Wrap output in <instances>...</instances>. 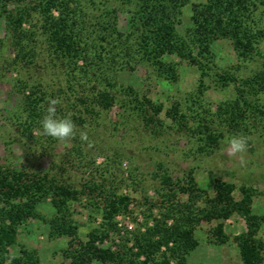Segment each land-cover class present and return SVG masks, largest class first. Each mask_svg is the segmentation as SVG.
I'll return each mask as SVG.
<instances>
[{
	"label": "rangeland",
	"instance_id": "obj_1",
	"mask_svg": "<svg viewBox=\"0 0 264 264\" xmlns=\"http://www.w3.org/2000/svg\"><path fill=\"white\" fill-rule=\"evenodd\" d=\"M37 1L8 7L14 14L21 8L29 14L22 24L29 39L21 50L16 47V32L8 24L10 19L0 9V167L48 174L79 193L78 200L70 203L72 218L78 227L77 239L52 235L48 220L56 213L48 198L38 205L44 218L31 219L19 227L14 244L9 247L10 257L21 259L23 264H72L67 252L78 247L79 241H88L91 231L102 230L107 196L130 200L128 208L114 220L116 231L110 232L102 247L112 251L124 250L126 245L132 248L131 239L135 234L145 233L157 221L173 223L164 215L168 203L163 196L170 190L179 191L177 187L185 185L190 178L211 196L218 183L233 184L237 199L241 188L252 189L256 194L253 214L264 216V120L252 121L253 126L248 130L236 132L214 115L221 104L234 98V83L224 87L218 79L206 77L200 107L188 101L198 92L200 84L201 74L195 66L180 61L179 79L174 82L160 77L149 63L140 62L134 70H121L118 82L133 87L140 96L149 97L155 104H163L165 109L160 119L148 124L136 103L119 95L111 109L99 108L91 103L95 88H99L95 80L68 73L67 60L52 54ZM201 1L191 0L192 3ZM94 3L89 33L101 36L102 33H97L100 28L96 19L102 10L116 9L120 35L130 34V14L122 0H95ZM54 15L58 16L59 12L54 11ZM192 15L190 4L179 18L182 32L190 27ZM254 19L264 29L263 6L255 11ZM212 50L220 72L233 71L240 77H249L261 67L258 57L240 61L229 41L215 42ZM83 65L80 60L77 68ZM259 98L264 105V95ZM49 99L61 101L57 116H70L78 132L87 133L88 142H82L77 136L64 143L42 135L40 122ZM32 100L38 103V116L34 120L28 113ZM178 103L181 113H187L185 120L189 128L179 126L166 116V111ZM209 134L219 139L217 145L207 138ZM241 134L248 137L243 165L227 154L229 138ZM216 225L217 222H202L198 226V245L187 255L186 264H242L237 238L247 230L246 222L237 214L226 222L225 234L229 238L226 244L216 241L213 234ZM261 236L264 237V227ZM136 264L153 263L142 256ZM171 264L177 263L172 260ZM260 264H264V253Z\"/></svg>",
	"mask_w": 264,
	"mask_h": 264
},
{
	"label": "trees",
	"instance_id": "obj_2",
	"mask_svg": "<svg viewBox=\"0 0 264 264\" xmlns=\"http://www.w3.org/2000/svg\"><path fill=\"white\" fill-rule=\"evenodd\" d=\"M27 1L0 0V9L10 19L8 24L14 27L16 47L20 50L29 39V34L22 28L29 14L23 8L14 14L8 7L23 5ZM37 2L52 54L67 60L68 73L95 80L99 88H95L91 103L97 107L109 110L115 105L117 97L127 98L136 103L148 124H154L164 112V105L155 104L147 96H140L131 86L120 85L118 73L126 69L134 70L135 65L147 62L160 77L176 82L179 79V62L187 61L201 74L198 92L188 100L193 105H203L200 96L204 94V79L214 77L224 87L235 84L234 98L221 104L214 114L221 122L236 132H242L249 129L252 121L264 120V105L259 98L264 95V29L258 27L254 19L255 11L264 7V0H203L199 3H192L191 0H122L130 14V34L120 35L116 9H104L96 19L100 28L97 33H102L99 37L88 32L89 21L93 19L90 16L91 5H95V0ZM190 4L193 11L191 25L186 32H182L179 18ZM54 11L59 15L55 16ZM221 40L231 43L240 61L258 57L261 60L260 69L249 77H240L233 71H218L212 45ZM80 60L85 65L77 68ZM29 104L28 113L34 120L38 116V103L32 100ZM180 107L179 103L174 105L166 111V116L179 126L189 128L185 120L187 113H181ZM207 138L216 145L219 142L212 134ZM177 189L179 191L170 190L162 195L168 203L164 215L173 223L169 225L167 220L157 221L145 233L133 236L132 248L126 245L124 250L119 251L104 249L102 245L110 232L116 231L114 220L128 208L130 199L107 196L102 230L91 231L88 241H79L78 247L67 252L72 264H92L94 261L136 264L142 256L153 264H171L172 260L177 264H186L187 255L198 245V226L202 222H217L213 234L219 244H226L229 240L225 234L226 222L236 214L247 225V230L237 238L241 262L260 264L264 253V237L261 236L264 216L253 214L256 194L252 189L241 188L240 199H237L233 184L218 183L211 196L200 190L193 178ZM78 196L79 193L48 174L0 167V264H23L21 259L9 256V247L14 244L20 226L31 219L44 218L38 211V205L48 198L56 213L48 220L52 235L77 239L78 227L72 218L70 203L78 200ZM163 248L165 251H162Z\"/></svg>",
	"mask_w": 264,
	"mask_h": 264
},
{
	"label": "clouds",
	"instance_id": "obj_3",
	"mask_svg": "<svg viewBox=\"0 0 264 264\" xmlns=\"http://www.w3.org/2000/svg\"><path fill=\"white\" fill-rule=\"evenodd\" d=\"M60 103L59 99L48 100L46 114L40 122L42 135L64 143L76 139L77 136L82 142H88L87 133L83 131L78 132V126L70 116L63 118L57 116V105ZM247 150L248 137L241 134L233 135L229 138L227 154L233 159H238L241 165L245 162Z\"/></svg>",
	"mask_w": 264,
	"mask_h": 264
}]
</instances>
